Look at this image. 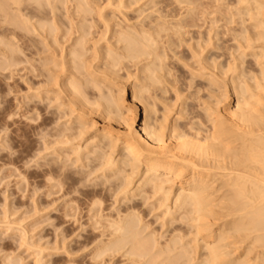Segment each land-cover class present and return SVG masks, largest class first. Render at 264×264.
I'll return each mask as SVG.
<instances>
[{"label": "bare ground", "instance_id": "obj_1", "mask_svg": "<svg viewBox=\"0 0 264 264\" xmlns=\"http://www.w3.org/2000/svg\"><path fill=\"white\" fill-rule=\"evenodd\" d=\"M102 1L0 0L1 77L35 81L11 135L0 90L9 179L95 261L264 264V0Z\"/></svg>", "mask_w": 264, "mask_h": 264}, {"label": "rangeland", "instance_id": "obj_2", "mask_svg": "<svg viewBox=\"0 0 264 264\" xmlns=\"http://www.w3.org/2000/svg\"><path fill=\"white\" fill-rule=\"evenodd\" d=\"M103 1H105V0H103ZM130 17L133 18V17H135V15L131 13ZM134 22H135V20H134ZM5 26L7 27V24L0 22V39L2 38V33H4V30L6 29ZM0 48H1L0 49V53H1L2 52L1 50L3 49V47L0 46ZM26 52H25V54H26ZM27 57L29 59L31 58L32 64H35L34 60L32 58L33 56H31L30 51H28ZM21 66H23V65H21ZM21 66H19V67L22 69L23 67H21ZM24 67H25V65H24ZM17 69H18V71L20 70L19 68H17ZM16 72H17V70H16ZM27 72L26 71H24V72L20 71V73L17 72L18 75L16 74L13 76L16 78H13L11 80H7V79L4 80V78L1 76L2 75L6 76L7 73L6 72H0L1 73L0 74V90H3V91H5V93H7V95H8V96L6 95L7 96L6 99L8 102L7 107L9 108V110L12 113L16 114V116H13V119H9L12 121H8L9 124L12 122L11 125H13L14 122H17V124L14 125V127L11 126V128L8 130L10 133L9 135H11V132L18 127L25 128V125H24L25 123L23 121H21V119L17 115L22 114V112L24 110L23 106H25V104L28 101H30V98L32 97V95H34L33 90L35 88V86H34L35 81L33 79H30L31 76H28ZM130 82H131V80H130ZM130 82H127L125 84V86L129 87ZM7 85L9 86L10 89H8ZM6 90H8V91H6ZM126 100L128 101L126 103V106H130L131 105L130 103L133 101V97H132V93H131L130 89L127 90ZM1 106H3V105H1ZM138 110H139L140 115H141L140 120H142L138 124V127H139L143 124V107L141 105H139ZM2 124L0 123V131L2 130L0 132V143H1L0 144V170L3 168L2 166H4V165H5L4 167H6L8 165L9 166L7 168H3V170L6 172L5 173L2 170L4 172V175L2 172H0V213L6 215V216H4V218L6 217L5 220L3 219V216H0V219L1 220L3 219L5 222L4 223L2 220L3 224L0 223V264H18V263H21V264H35L36 263V264H38V262H41L40 264H102L103 262L95 261L91 258V252H92L91 247L87 248V249L80 250L81 246L79 243L82 242V240H79V238L82 237L83 235H85L83 233H86L85 230L88 228V225H86V227H82V229L81 228L78 229L75 233L73 231H74V229L77 228V226H78L77 225L75 228H73L71 231H69L68 235H72V234L73 235L70 236L71 238L68 236L69 239L68 238H67L68 240L65 239L66 241L64 240L65 235L62 236L60 234V232H61L60 230L61 229L63 230L66 226L65 227L63 226L60 229H58L59 233L55 229L58 233V234L56 233L57 235L55 234L56 231L54 232V230H53L54 224H58V223L62 222V220H63L62 210H61V208H62L61 202H63V200L59 201L58 204L57 203L54 204V207L48 209L49 208L48 204L50 203L51 199L48 198L50 200L48 202V199L44 198L45 202L43 204V207L40 206V210L42 208H44V205L46 206V204H47V210L45 211L43 209L40 211L41 213H43V215H41L40 212H38L40 215H38V214H37V216L35 215L36 213L34 212L35 211L34 208H37L38 204L41 205V197H40V194H38V193L42 194V192L37 193L38 198L36 197V194L32 193L34 196L32 194H29L34 190L33 189L34 187L33 188H31V187L34 186L33 182H35L29 175L32 172V170H31L32 167H31V169H26L28 172L24 175L26 177V182H27V186H28L27 187L28 190L26 189L27 193L22 192L23 189L26 188L25 187L26 185L24 186L25 180L22 184L21 179H20L21 182H19V179H15V176H16L15 172H14L15 175H13V177L9 179L8 175H10L9 172L11 171V169L9 171H7L8 168H12V166H13L12 169L13 170L16 169L17 171H19V170L24 171V169H21V167L23 166L22 163H19V162L15 163V164L9 163V161L11 159H15L19 156L20 148H19V143L16 141H15V145H14V146H16L15 148L14 147L11 148L6 144V142L4 140H5V136L8 135V134H6V133H8V131H6V132H5V130L3 131V129L1 128ZM1 139H2L3 143L1 142ZM4 142L8 147L4 144ZM13 151H15L14 154L16 153L17 156L15 154V157H14L13 153H11ZM9 157H12V158H9ZM28 161H29V163L27 165L33 166L34 162H32L31 159ZM29 166H28V168H29ZM14 167H15V169H14ZM3 176L5 177V180L2 181V178H4ZM6 177H8V179H6ZM16 178H18V177H16ZM15 180H17V181H15ZM29 184L32 186H30ZM21 185H23L24 187ZM20 186L23 187L22 190L20 189L21 188ZM39 197H40V200H38ZM46 199H47V203H46ZM37 201H39V202L37 203ZM34 203H35V205L36 204L37 205L34 206ZM45 209H46V207H45ZM42 211H44V212H42ZM47 216H48V218H46ZM38 218L40 220H42L43 223H39L42 221H39ZM45 218L48 220H45ZM49 219H51V224L53 225V226H51L52 228L50 227V224H48L50 222ZM85 220L86 219L81 221V224L84 223ZM52 221H53V223H52ZM6 222H8V223L10 222V223L6 224ZM39 224H40V226H41V224H43L40 229H39V226L38 227L36 226ZM49 228H51V229H49ZM82 230H84V231H82ZM74 233H75V235H74ZM40 234L41 235L43 234L42 237H40ZM87 235H90V233ZM56 236L59 237L58 239L60 241L57 239V244H55V246H54V243L52 241L56 240L55 239ZM39 237L42 238V241H40L41 239ZM44 238L47 240H43ZM37 240L39 241V243L37 242ZM45 241H47L49 243V245H47L46 244L47 242H45ZM58 241L61 242V244ZM77 241H78V243H77ZM63 242L65 243V245ZM40 244L42 245V248H43L42 251H40L38 249V247L41 249ZM77 244H78V246H77ZM34 246H36V247H34ZM39 252H42V253H39ZM20 260H22V261H20ZM107 260H106L107 264H126V261H124L125 260L124 258L121 259L119 257H116V259H113L111 261H109L110 259H107ZM16 261H17V263H16ZM103 264H105V263H103Z\"/></svg>", "mask_w": 264, "mask_h": 264}]
</instances>
